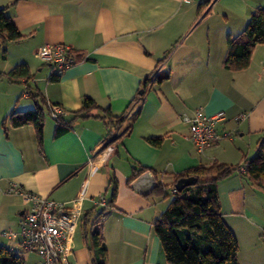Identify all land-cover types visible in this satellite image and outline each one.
Masks as SVG:
<instances>
[{"label":"crops","instance_id":"obj_1","mask_svg":"<svg viewBox=\"0 0 264 264\" xmlns=\"http://www.w3.org/2000/svg\"><path fill=\"white\" fill-rule=\"evenodd\" d=\"M12 1L0 0V7ZM201 1L17 0L7 9L24 37L7 42L0 70L27 63L33 77L0 78V245L21 250L18 236L2 235L18 229L26 208L20 196L8 191L17 185L63 203L69 225L61 264H92L83 214L101 205V197L108 201L114 173L116 199L99 225L107 264H169L152 221L169 204L174 175L214 161L241 164L254 156L264 132V43L254 48L247 68L232 71L223 64L227 35L242 31L264 0H212L209 13L191 26ZM60 42L79 57L52 81L53 69L36 50ZM153 70L168 78L154 83L132 106L121 130L138 109L132 129L115 148L101 149L106 128L99 116L78 119L70 130L54 136V121L46 113L41 144L33 125L11 127L2 122L13 109L35 106L28 85L62 106L66 118L81 107L84 96L119 114ZM198 107L207 114L223 110L226 118L219 126L230 131V137L204 154L196 151L181 119ZM240 113L247 115L237 122ZM160 135V146L147 141ZM133 166H147L154 174L151 192L130 187L142 173L132 177ZM157 184L163 190H157ZM217 193L223 219L239 245L238 263L264 264V189L236 171L218 183ZM20 256L24 262L35 256L30 264L39 261L32 252Z\"/></svg>","mask_w":264,"mask_h":264},{"label":"trees","instance_id":"obj_2","mask_svg":"<svg viewBox=\"0 0 264 264\" xmlns=\"http://www.w3.org/2000/svg\"><path fill=\"white\" fill-rule=\"evenodd\" d=\"M16 1L13 0L0 7V60L7 56L6 44L8 41H19L24 37V34L6 13L7 9ZM211 4L212 0L198 3L196 17L191 26L209 13ZM260 43H264V7L257 6L251 12L242 31L235 35H227L224 66L232 71L247 68L254 48ZM74 54L78 59V54L75 52ZM59 76L60 74L53 73L50 80L57 81ZM3 77L10 81H29L33 74L27 63H19L7 72L0 70V78ZM166 78H168V74H160L158 70H153L146 75L141 80L134 97L119 114L113 113L108 106H100L92 97L84 96L81 107L71 112L73 114L71 118H66L65 113L53 118L50 106L59 104L48 102L41 91L28 85L26 91L36 99L35 106L24 110L13 109L3 118L2 122L4 125L8 122L11 127L33 125L37 133V140L41 144L46 113L54 121V136H59L70 130L78 119L99 116L106 128L105 140L101 149L108 146L115 148L132 129L138 109L132 114L129 124L121 130L132 106L144 98L145 93L154 83H159ZM94 111H100L101 114L94 113ZM163 139L164 136L160 135L148 137L147 141L154 146H160ZM241 164H244V170H240ZM241 164L233 165L214 161L208 165L194 166L174 175L172 181L174 187L181 177L194 176L196 182L193 185L185 186L181 191L176 190L165 210L152 221L154 232L161 242L169 264H239L237 257L239 245L235 235L223 219L217 185L221 180L237 171L256 187L264 189V132L256 142L254 156L246 158ZM148 169L147 166H133L132 177ZM110 181L112 190L108 201L83 214L82 229L92 252V264H107V247L99 225L108 209L113 207L116 199L117 180L114 173L110 174ZM159 188L163 190V187L157 184L156 189ZM0 264H25V262L17 252L5 245H0Z\"/></svg>","mask_w":264,"mask_h":264},{"label":"built area","instance_id":"obj_3","mask_svg":"<svg viewBox=\"0 0 264 264\" xmlns=\"http://www.w3.org/2000/svg\"><path fill=\"white\" fill-rule=\"evenodd\" d=\"M36 55L43 63L49 64L57 74H61L77 62L73 48L61 42L43 44L37 48ZM50 112L51 116L56 118L64 114L65 110L60 105H51ZM246 115V113L238 114L235 121L243 120ZM225 118L223 110L207 114L202 107L181 115L182 121L188 126L189 138L198 153L204 154L219 140L230 137V131L219 126ZM240 170H244V164H241ZM8 191L20 196L26 208L19 219L18 229L3 231L2 235L18 236L21 250L17 253L24 255L32 252L38 256L39 261L32 264H61L67 252L66 233L69 225V215L63 212V203L17 185L10 186ZM175 191L174 187L172 194ZM105 201L101 197L98 203L104 204ZM262 239L264 242V232Z\"/></svg>","mask_w":264,"mask_h":264},{"label":"water","instance_id":"obj_4","mask_svg":"<svg viewBox=\"0 0 264 264\" xmlns=\"http://www.w3.org/2000/svg\"><path fill=\"white\" fill-rule=\"evenodd\" d=\"M195 182L196 178L194 176L181 177L177 180L175 188L177 191H181L185 186L193 185ZM155 183L154 174L150 170H145L130 183V187L142 194H147L152 191Z\"/></svg>","mask_w":264,"mask_h":264},{"label":"rangeland","instance_id":"obj_5","mask_svg":"<svg viewBox=\"0 0 264 264\" xmlns=\"http://www.w3.org/2000/svg\"><path fill=\"white\" fill-rule=\"evenodd\" d=\"M45 67H48V65L46 64ZM172 196H173L172 191H169V194L167 195V198H168L169 202L172 200ZM34 257L35 256H33V258L29 257L28 259H26L25 260V264H30V261H32L34 259Z\"/></svg>","mask_w":264,"mask_h":264}]
</instances>
